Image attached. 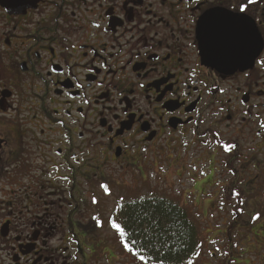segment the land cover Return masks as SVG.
<instances>
[{
  "label": "flooded vegetation",
  "instance_id": "1",
  "mask_svg": "<svg viewBox=\"0 0 264 264\" xmlns=\"http://www.w3.org/2000/svg\"><path fill=\"white\" fill-rule=\"evenodd\" d=\"M211 14L242 20L204 31L247 34L250 68L202 61ZM262 61L264 0H0V264L106 258L109 219L164 199L109 196L164 162L221 163L224 213L264 212Z\"/></svg>",
  "mask_w": 264,
  "mask_h": 264
},
{
  "label": "rangeland",
  "instance_id": "2",
  "mask_svg": "<svg viewBox=\"0 0 264 264\" xmlns=\"http://www.w3.org/2000/svg\"><path fill=\"white\" fill-rule=\"evenodd\" d=\"M174 164L164 162L146 174L131 169L119 180L128 183V192L118 191L114 199L109 196L110 203H123V198L137 200L144 195H159L181 205H192L195 214L191 218L198 245L182 264H264V212L244 208L237 212L233 206L224 213L227 197L221 190L225 181L223 164L190 160L182 178L178 172L180 166ZM106 252L107 257L94 264H149L119 243L112 245V251Z\"/></svg>",
  "mask_w": 264,
  "mask_h": 264
},
{
  "label": "trees",
  "instance_id": "3",
  "mask_svg": "<svg viewBox=\"0 0 264 264\" xmlns=\"http://www.w3.org/2000/svg\"><path fill=\"white\" fill-rule=\"evenodd\" d=\"M175 203L163 199L162 207H134L123 217L128 240L135 241L133 250L149 264H182L197 248L196 228L184 222Z\"/></svg>",
  "mask_w": 264,
  "mask_h": 264
},
{
  "label": "water",
  "instance_id": "4",
  "mask_svg": "<svg viewBox=\"0 0 264 264\" xmlns=\"http://www.w3.org/2000/svg\"><path fill=\"white\" fill-rule=\"evenodd\" d=\"M241 23L239 18L226 19L221 14L207 15L200 20L198 28L203 30L198 33L201 38L199 53L205 64L223 72L250 68L252 59L249 61L245 57L247 49L240 47L247 34L243 35L242 31H204L208 28L236 27Z\"/></svg>",
  "mask_w": 264,
  "mask_h": 264
},
{
  "label": "snow or ice",
  "instance_id": "5",
  "mask_svg": "<svg viewBox=\"0 0 264 264\" xmlns=\"http://www.w3.org/2000/svg\"><path fill=\"white\" fill-rule=\"evenodd\" d=\"M255 2V0H248V3L251 4ZM247 9V4H241L240 7H239V11L241 13L245 12ZM262 63H264V61H262ZM262 127H264V125H261ZM231 147V146H229ZM227 150V149H226ZM105 191H107V189L105 188ZM258 219V217H256ZM109 224H110V227L116 232L119 234V237H120V242L121 244L123 245L124 249L126 251H128L129 253H132L133 255H136V253L134 252L133 248H132V243H134L135 241L134 240H128L126 239V236H127V233L125 232V227L122 226L119 222H117L115 219H109ZM139 259L141 261H144L145 260V257L144 256H139Z\"/></svg>",
  "mask_w": 264,
  "mask_h": 264
}]
</instances>
